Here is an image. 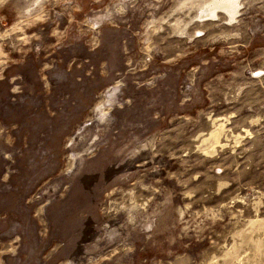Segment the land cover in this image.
I'll return each mask as SVG.
<instances>
[{"label":"rangeland","instance_id":"374dc122","mask_svg":"<svg viewBox=\"0 0 264 264\" xmlns=\"http://www.w3.org/2000/svg\"><path fill=\"white\" fill-rule=\"evenodd\" d=\"M215 2L0 0V264H264V0Z\"/></svg>","mask_w":264,"mask_h":264},{"label":"bare ground","instance_id":"6f19581e","mask_svg":"<svg viewBox=\"0 0 264 264\" xmlns=\"http://www.w3.org/2000/svg\"><path fill=\"white\" fill-rule=\"evenodd\" d=\"M215 3L217 4L218 8L220 7L222 10L233 14L234 12L232 11V9L237 5V0H216Z\"/></svg>","mask_w":264,"mask_h":264}]
</instances>
